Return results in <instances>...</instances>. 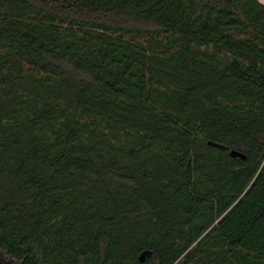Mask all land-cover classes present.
Listing matches in <instances>:
<instances>
[{
	"label": "trees",
	"instance_id": "obj_1",
	"mask_svg": "<svg viewBox=\"0 0 264 264\" xmlns=\"http://www.w3.org/2000/svg\"><path fill=\"white\" fill-rule=\"evenodd\" d=\"M6 258L264 264V1L0 0Z\"/></svg>",
	"mask_w": 264,
	"mask_h": 264
},
{
	"label": "water",
	"instance_id": "obj_2",
	"mask_svg": "<svg viewBox=\"0 0 264 264\" xmlns=\"http://www.w3.org/2000/svg\"><path fill=\"white\" fill-rule=\"evenodd\" d=\"M216 145H218V146H222L223 147V145H221V144H218V143H215ZM231 155H233V156H241V157H243V158H246V154L245 153H243V152H241V151H238V150H236V149H233V150H231ZM145 258V255L144 254H142L141 255V259L143 260ZM0 264H6L5 262H3L1 259H0ZM12 264V263H11Z\"/></svg>",
	"mask_w": 264,
	"mask_h": 264
},
{
	"label": "rangeland",
	"instance_id": "obj_3",
	"mask_svg": "<svg viewBox=\"0 0 264 264\" xmlns=\"http://www.w3.org/2000/svg\"><path fill=\"white\" fill-rule=\"evenodd\" d=\"M262 1H264V0H262ZM6 260H8L12 264H20V262H17L15 260H10V259H7V258H6Z\"/></svg>",
	"mask_w": 264,
	"mask_h": 264
}]
</instances>
